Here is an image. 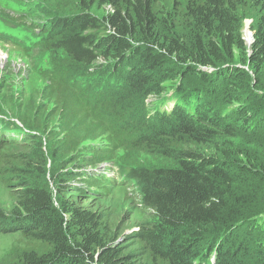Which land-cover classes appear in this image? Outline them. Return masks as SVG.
<instances>
[{"label": "trees", "instance_id": "1", "mask_svg": "<svg viewBox=\"0 0 264 264\" xmlns=\"http://www.w3.org/2000/svg\"><path fill=\"white\" fill-rule=\"evenodd\" d=\"M76 3L54 26L18 21L40 28L50 62L41 75L57 102L53 161L91 156L54 173L56 190L70 194L60 202L43 132L14 115L16 140L2 124L0 178L25 179L14 209L0 208V233L23 237L7 264H264V0ZM160 80L188 105L191 95L207 102L149 117ZM217 138L230 140L205 154ZM134 152L159 165H139ZM105 163L138 183L146 216L135 232L125 233L118 207L97 201L119 183L93 171ZM31 175L42 182L27 184Z\"/></svg>", "mask_w": 264, "mask_h": 264}, {"label": "rangeland", "instance_id": "2", "mask_svg": "<svg viewBox=\"0 0 264 264\" xmlns=\"http://www.w3.org/2000/svg\"><path fill=\"white\" fill-rule=\"evenodd\" d=\"M76 5V0H0V109L6 111L0 114V130L2 132L5 131L2 126L5 123V129H11L14 132L10 134V138L21 140L22 135L17 133L21 132L23 126L13 116L16 115L29 123L33 120L35 128L43 132V144L45 146L47 143L48 152L49 147L51 151L55 149L52 134L60 135L59 120L55 118L57 102L55 98H51V94L54 95L55 92H51L48 78L41 75L46 68L50 67V62L47 53L38 47L41 41L40 28H35L30 24H22L18 20L24 16L28 22L34 21L37 24L42 25V23H45L47 26L48 24L54 26L59 18H63L66 15H74L73 13L76 12L73 11V8ZM63 12L68 13L63 14ZM106 13L107 9L104 12H100V15ZM250 24L251 21H247L243 28V36L246 42H253L254 38L253 33L250 31ZM162 80L157 83L160 86L157 91L162 92L159 95L150 96L146 101L151 117H158L160 114L164 116L171 115L179 107H183L188 114L190 112L189 105L204 106L207 102L204 101L202 103L198 97L191 95L189 96L188 105V102L183 99L177 89L173 88L174 82ZM156 86L154 85V87ZM185 93L187 94L188 92L186 91ZM39 107L41 109L37 110ZM168 118L175 120L176 116H169ZM8 132H4V137L9 135ZM229 140L228 138H217L210 145L205 146L208 149L205 154H215L214 151L218 152L222 148L221 146ZM246 140V137H240L242 143H246ZM6 150L11 151L12 149L7 147ZM124 153L125 150H122L118 156V159L122 162L126 161L123 156ZM76 155L86 159L91 156V154L83 155L82 153H76ZM133 156L137 159L136 161L139 165H159L151 156L148 157L142 152H134ZM80 157L72 159L69 154V158L67 156L63 161H56V159L53 161L49 152L47 164H51V166H47L48 179H51L54 197L57 200L59 198L60 202L69 198L70 194L68 192L69 196L66 197L58 189L56 190L53 180L54 173L60 168L65 169V171L75 168V162ZM80 161L77 163L80 164ZM107 173L115 178L118 177L116 169H108ZM23 181L25 179L21 178L17 173L15 178H11L9 181L0 178V208L2 210L9 212L14 209L11 193L18 189ZM39 181L42 182L36 175H31L26 180V183L34 184ZM126 185L130 184L126 183ZM131 186L118 185L117 187H109V196L106 195V192H103L100 197L106 198L97 200L103 206L114 205L119 208L121 219L125 223V233L137 231L146 216V212L141 206V199L131 193L138 186L133 185L132 188ZM56 206H60L58 201ZM246 234V231L243 230L238 233V236L245 237ZM22 242L23 237H21L20 233H0V264H7V257L12 251L21 247Z\"/></svg>", "mask_w": 264, "mask_h": 264}, {"label": "clouds", "instance_id": "3", "mask_svg": "<svg viewBox=\"0 0 264 264\" xmlns=\"http://www.w3.org/2000/svg\"><path fill=\"white\" fill-rule=\"evenodd\" d=\"M149 117H151L150 114H149ZM48 166H51V164H49ZM100 166H101V168H99V169H93V171H98L99 173L105 175L106 178H108V179L116 180L117 182H119V183H118L119 186H122V185H123V186H126V187H129V186H131V185H132V186H133V185H137V186H138V183H137L136 181L129 182L128 180H126V178L122 177V176L120 175V173H119V169L116 167V165L105 163V164H102V165H100ZM111 168L117 170V173H118V177H117V178H115V177H113V176H111L110 174L107 173V170H108V169H111ZM91 170H92V169H91ZM121 179H122V180H121ZM120 180H121V181H120ZM126 183H129L130 185H126ZM132 186H131V187H132ZM131 193H132L133 195L137 196L138 193H140V191H139V187H137V188H136L133 192H131ZM212 264H215V257L212 258Z\"/></svg>", "mask_w": 264, "mask_h": 264}, {"label": "water", "instance_id": "4", "mask_svg": "<svg viewBox=\"0 0 264 264\" xmlns=\"http://www.w3.org/2000/svg\"><path fill=\"white\" fill-rule=\"evenodd\" d=\"M251 43H252L251 41H248V42H247L248 46H251Z\"/></svg>", "mask_w": 264, "mask_h": 264}, {"label": "bare ground", "instance_id": "5", "mask_svg": "<svg viewBox=\"0 0 264 264\" xmlns=\"http://www.w3.org/2000/svg\"><path fill=\"white\" fill-rule=\"evenodd\" d=\"M249 40H251V38H249Z\"/></svg>", "mask_w": 264, "mask_h": 264}]
</instances>
